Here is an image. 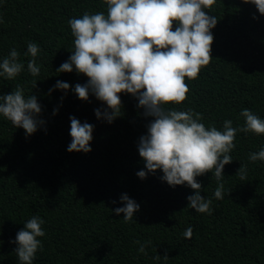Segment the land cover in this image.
<instances>
[{"label": "trees", "instance_id": "trees-1", "mask_svg": "<svg viewBox=\"0 0 264 264\" xmlns=\"http://www.w3.org/2000/svg\"><path fill=\"white\" fill-rule=\"evenodd\" d=\"M205 11L218 19L211 29L213 58L197 79L185 77L187 99L165 109L200 113L206 128L220 131L226 120L243 127L245 108L264 120V15L244 0H216ZM86 12L107 15L105 0H0V62L14 48L24 64L15 79L0 77V95L19 86L26 98L36 96L45 121L26 137L0 115V264H20L16 234L37 215L45 236L38 237L43 247L33 264H264V161L249 160L264 148V134L237 132L222 181L214 170L196 177L200 195L212 200L211 215L188 208L194 190L170 186L162 170L138 177L146 171L138 143L154 118L143 115L136 97L120 93L121 115L112 123L98 119L94 110L107 105L91 94L82 101L72 91L88 78L75 69L56 72L74 51L68 21ZM29 41L41 49L35 77L27 68ZM57 81L70 89H56ZM73 116L94 125L89 153L67 151ZM245 164L242 180L236 173ZM219 183L223 199L214 196ZM123 194L140 206L129 222L114 211L125 206ZM189 226L193 235L186 239ZM142 245L146 254L138 251Z\"/></svg>", "mask_w": 264, "mask_h": 264}, {"label": "clouds", "instance_id": "clouds-1", "mask_svg": "<svg viewBox=\"0 0 264 264\" xmlns=\"http://www.w3.org/2000/svg\"><path fill=\"white\" fill-rule=\"evenodd\" d=\"M216 0H105L107 15L103 12L84 13L80 18L68 21L74 37V51L67 62L56 72L78 74L88 78L86 84L77 83L72 91L82 101H88L90 94L107 105L102 112L95 109L98 119L112 123L121 114L120 93H128L138 100L145 117H152L147 125V134L140 137L138 152L145 161V170L137 173L145 179L149 173L162 170L161 179L170 186L187 185L195 194L187 197L188 208L197 213L212 214V200L200 195L202 185L196 177L213 172L218 182L223 180L224 167L232 163L229 153L235 148L237 132L264 134V120L245 108L240 115L245 119L243 127L234 128L231 120L224 121L223 131L215 126L206 128L201 123L202 115L191 110H166L164 105H179L187 99L189 87L185 77L198 78L201 68L209 65L212 43L211 29L218 19L210 16V9ZM252 3L264 15V0H244ZM256 18L255 16L253 17ZM2 22V21H0ZM174 22L176 23L173 30ZM41 51L38 44L29 41L25 55L33 57L27 64L32 76H38L40 67L35 57ZM14 48L7 58L0 62V77L15 79L23 70ZM35 87L37 82H34ZM56 89L67 91V82L57 81ZM52 89L49 90L51 93ZM63 99V97L61 98ZM58 109L53 110L55 115ZM42 107L36 96L25 97L24 90L17 86L9 94L0 95V115L17 128L25 130L26 137L34 134L45 121L39 119ZM94 125L81 123L70 117L71 142L68 152L92 151ZM249 160L264 161V148L249 154ZM236 175L242 180L247 175V165H241ZM223 183L215 189L216 199H223ZM124 207L115 208L117 216L124 214L125 222L132 221L139 204L127 194L121 196ZM113 203H116L113 201ZM38 215L24 223L16 234L15 253L20 264H33L45 236ZM191 239L193 228L183 233ZM2 243V242H0ZM136 243H139L137 241ZM150 243V241H149ZM138 251L145 253L142 245ZM146 254V253H145ZM161 256L157 255L156 259ZM168 259L167 251L163 256Z\"/></svg>", "mask_w": 264, "mask_h": 264}]
</instances>
